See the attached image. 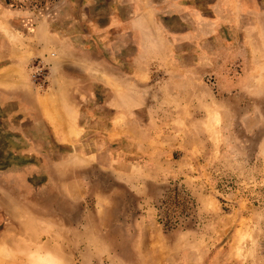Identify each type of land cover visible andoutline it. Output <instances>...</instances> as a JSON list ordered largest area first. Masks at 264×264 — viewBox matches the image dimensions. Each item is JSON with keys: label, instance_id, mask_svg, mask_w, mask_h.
Masks as SVG:
<instances>
[{"label": "rangeland", "instance_id": "1", "mask_svg": "<svg viewBox=\"0 0 264 264\" xmlns=\"http://www.w3.org/2000/svg\"><path fill=\"white\" fill-rule=\"evenodd\" d=\"M0 264H264V0H0Z\"/></svg>", "mask_w": 264, "mask_h": 264}, {"label": "built area", "instance_id": "2", "mask_svg": "<svg viewBox=\"0 0 264 264\" xmlns=\"http://www.w3.org/2000/svg\"><path fill=\"white\" fill-rule=\"evenodd\" d=\"M46 64L40 60L38 64H31V76L35 83L42 81L45 76Z\"/></svg>", "mask_w": 264, "mask_h": 264}, {"label": "trees", "instance_id": "3", "mask_svg": "<svg viewBox=\"0 0 264 264\" xmlns=\"http://www.w3.org/2000/svg\"><path fill=\"white\" fill-rule=\"evenodd\" d=\"M185 200V199H184ZM183 200H180V198L177 196V197H174L173 200L171 202H167L166 203V212H165V225L166 226H169V225H172V216H171V212H170V206H173L174 209H178L185 201ZM187 202V201H186Z\"/></svg>", "mask_w": 264, "mask_h": 264}]
</instances>
